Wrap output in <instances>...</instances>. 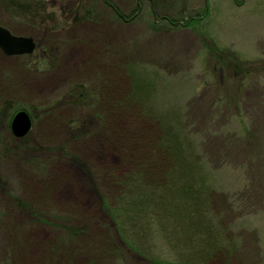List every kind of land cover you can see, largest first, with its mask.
<instances>
[{
    "label": "rangeland",
    "instance_id": "374dc122",
    "mask_svg": "<svg viewBox=\"0 0 264 264\" xmlns=\"http://www.w3.org/2000/svg\"><path fill=\"white\" fill-rule=\"evenodd\" d=\"M0 26L35 43L31 54L0 51V120L24 110L32 123L21 140H6L0 126V264H85L82 255L47 260L48 251L73 243L93 249L108 232L114 234L107 247L116 254L102 252V264H184L197 257L181 248L194 232L181 234L176 219L155 215V201L141 218L127 216L149 228L144 253L127 251L109 219L119 174L130 165L129 156L119 159V147L134 151L157 126L136 119L132 91L143 115L181 136L176 117L186 114L181 124L205 159L199 177L214 200L206 217L211 230L221 217V236L234 239L236 252L201 264H264V157L235 141L254 128L264 139V76H250L243 92L241 76L219 62L234 53L264 60V0H0ZM226 86L241 98L239 111L223 106ZM226 196L234 211L225 208ZM238 198L259 208L246 213ZM20 200L36 204L43 221L28 220L15 205ZM185 201L188 219L193 210L201 214L197 201ZM15 225L25 228L12 233Z\"/></svg>",
    "mask_w": 264,
    "mask_h": 264
},
{
    "label": "trees",
    "instance_id": "16d2710c",
    "mask_svg": "<svg viewBox=\"0 0 264 264\" xmlns=\"http://www.w3.org/2000/svg\"><path fill=\"white\" fill-rule=\"evenodd\" d=\"M218 52L220 53L219 56H221L222 51L218 50ZM234 54L232 57L230 55L227 58L228 60L223 59L222 61H218L220 62L221 68L232 71L234 73L233 75L237 77L241 76L238 82V89L243 92H249V90H246L248 89L246 86L249 85V82L246 83V81L250 78V76H264V60H258L257 62L244 61ZM259 71H261L262 74ZM235 93L236 92H230V89L228 86H226V95L222 98V103L227 109L239 111L241 106H237V99L239 98L240 100L241 98L239 95L237 98ZM138 94L139 93L132 91L127 96L128 98H131V100H137L134 105H131L133 113L136 114V119L138 118L139 120H143V122L147 120L149 124L157 126L155 133L152 134L154 136L153 138L146 140L150 136L148 135L145 138L139 140L140 143H137L138 147L135 148L136 152H134L135 150L133 151L130 146L126 147V151L122 146H120V151H117V155L120 160H122V156L124 158L129 156V160L124 159V165H130H126L128 169L123 171V173L120 172L119 174L120 189L117 191L114 205H112L113 209L110 210L111 212H108V216L110 221L113 223L115 231L118 232V234L123 238L122 246H125L126 248L129 247L130 249L128 248L127 251L133 250V254L135 251L144 253V249L140 248L144 245L141 241H145L144 237L146 236V229L148 230L149 228L147 224H141V221L140 223L133 225L131 220L130 222L127 221V216L141 218L145 205L151 204V201H155V203H158H156L157 205L153 206V213L155 215H161L160 218L163 217V214L167 215L170 221H172V219H176L175 222L177 224H181L180 228L182 230H179V233L181 234L191 230L194 232L193 236L189 235L191 236L189 239H186L185 242H181V248L185 247L188 251L185 256L191 251V255H195L192 250L194 249L197 257L191 258V263L186 262L184 264H201L203 261L206 263L209 260L217 259L218 257L221 258V255L229 253L232 254V252L235 253L236 246L234 245V239L228 235H225V233L221 236L220 230L222 231L223 228L219 222L221 217H219L217 214L213 218V221L216 222L217 230H211L212 219L210 216L212 217L213 215V195L208 196L206 194V189L204 188L202 180H200L199 177L200 169H202L205 159L203 155H201V152L197 150L198 148L193 146L192 140L188 138L189 132L191 130H187L186 127H183L181 124L185 123V120L182 121V119L183 117H187V115L180 114L178 117H176L178 118L176 124L179 125L180 123L182 129H184L186 132V135L181 136L178 132L173 131V128H165L164 124L156 122L154 119L152 120L148 116L143 115L145 106L142 104L143 101L141 98H138ZM242 100L244 103H247L245 98ZM219 106L220 105H218V107ZM249 118L250 121L248 120ZM10 119L11 115L6 118L2 117L0 120V126L5 130L2 134L5 136L6 140L8 137L12 140L15 138L9 128ZM246 121L253 125L254 121L252 117H246ZM263 127L264 121L262 120L260 128ZM257 131L258 129L255 128L245 130L244 135L241 137L244 141L241 139L235 141H239V144L243 145L242 151L246 152L247 154L251 156L258 154L259 157H264V139H262L261 136L259 137V134H255ZM25 137L26 136L22 138ZM22 138H20V140ZM214 167L216 168L215 165ZM105 174L108 179H112L108 176V174L110 175L109 172H106ZM115 183L118 186V182ZM130 183H134L133 188L129 187ZM204 194H206V196L209 198L207 197V200H200ZM195 196L197 199H195ZM227 198L230 197L226 196L225 202H223V204H227V207L225 208H227L230 212L232 210V203L230 204V201ZM259 198L264 199V195L263 197L260 196ZM185 199H192V203L197 201V204L202 206L201 214H196V211L192 209L195 215H193L191 219V213H187L190 214V219H188L185 213L186 211L184 212L186 209L181 208L180 205V202L186 203ZM208 200H210L211 203ZM237 201L238 208L244 209L246 213H250L249 211H246V209H249L253 206L259 208L258 205L251 201H248L247 203L244 202L243 208V206L239 204L240 198H238ZM206 202H208V205L204 206ZM159 204H161L160 207L158 206ZM15 205L20 211L24 213V215L27 214L25 216L28 220L37 219V221H43L41 217L45 214L38 208V206H36V204L20 200L15 202ZM208 206L210 208H208ZM106 207L108 206H104V208ZM163 207L166 209L161 211ZM133 212L135 215H133ZM206 215H210V219H208ZM195 216L197 224H194L192 221ZM22 226L23 225H15L13 226L14 228L11 229H9V226L7 229L12 231V233L13 231L18 233L21 231ZM24 228L25 226H23V230ZM72 229L75 228L72 227ZM226 230L227 229L225 228V231ZM72 231L76 233H71L70 238L75 239L77 230ZM168 231L169 228L167 229V233ZM204 232L207 234L206 238H202V236H204ZM107 234V237L105 235L103 236L102 234L98 237V240L92 246L94 250L91 249V247H89L87 250L85 246L86 244L79 246L78 243H73L71 246H67L65 251H60L54 247L53 250L49 249L47 260L52 258L59 260L63 254H65L67 257H79L82 255L85 257V264H102L101 256L107 254L108 252L109 254H112V252L116 254V250H114V248L111 249L107 247V240L110 241L114 233L111 234L108 232ZM219 237L225 238L226 241H223V239ZM198 247L201 248L199 251L197 250ZM102 252L104 253L103 255ZM258 253L259 250H257V255Z\"/></svg>",
    "mask_w": 264,
    "mask_h": 264
},
{
    "label": "water",
    "instance_id": "95a60500",
    "mask_svg": "<svg viewBox=\"0 0 264 264\" xmlns=\"http://www.w3.org/2000/svg\"><path fill=\"white\" fill-rule=\"evenodd\" d=\"M35 44L30 37L12 35L0 26V50L6 55L30 54ZM31 126V119L24 110L18 111L10 122L12 133L16 137L25 135Z\"/></svg>",
    "mask_w": 264,
    "mask_h": 264
}]
</instances>
